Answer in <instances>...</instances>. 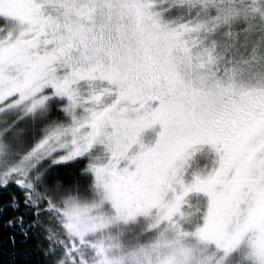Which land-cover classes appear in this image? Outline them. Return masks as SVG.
<instances>
[{
	"label": "snow or ice",
	"instance_id": "obj_1",
	"mask_svg": "<svg viewBox=\"0 0 264 264\" xmlns=\"http://www.w3.org/2000/svg\"><path fill=\"white\" fill-rule=\"evenodd\" d=\"M0 264H264V0H0Z\"/></svg>",
	"mask_w": 264,
	"mask_h": 264
},
{
	"label": "trees",
	"instance_id": "obj_2",
	"mask_svg": "<svg viewBox=\"0 0 264 264\" xmlns=\"http://www.w3.org/2000/svg\"><path fill=\"white\" fill-rule=\"evenodd\" d=\"M6 260H7V257H0V262L6 261Z\"/></svg>",
	"mask_w": 264,
	"mask_h": 264
}]
</instances>
